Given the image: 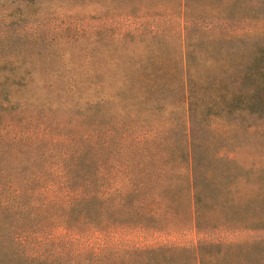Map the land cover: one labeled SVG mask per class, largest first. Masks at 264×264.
Returning a JSON list of instances; mask_svg holds the SVG:
<instances>
[{"label":"trees","instance_id":"16d2710c","mask_svg":"<svg viewBox=\"0 0 264 264\" xmlns=\"http://www.w3.org/2000/svg\"><path fill=\"white\" fill-rule=\"evenodd\" d=\"M185 1L180 57L184 75L182 68L167 64L115 65L110 70L101 69L111 80V86L102 80L108 90L101 97L95 92L94 77L75 78L55 86L62 91L57 97L49 94L47 101L30 102L34 103L35 113L26 116L29 128L38 129V124L43 127L44 106L52 109L51 100L60 102L63 95L81 108L77 114L83 127L46 125L47 137H38L23 131L27 128L21 125L20 133L24 134L13 142L3 141L0 264H264V240L210 236L211 229L228 232L246 225L249 229H264V216L249 224L234 220L236 184L241 178L232 167L234 161L212 154L204 141L194 138L187 65L195 39L192 29L196 30V26L190 24L185 13ZM176 71L181 72V78ZM174 77L178 100L185 106L179 125L173 122V110L168 116L162 100L165 90L174 89ZM257 98L264 105V97ZM242 103L238 100L233 108L246 109L248 106ZM27 104L23 100L22 108ZM142 107L151 119L146 114L129 115L132 109ZM53 131L60 137L52 135ZM227 194H231L227 206L230 222L220 216ZM210 199L218 201L214 221L205 218L206 201ZM112 224L153 230L190 226L195 229L196 242L188 246L164 244L99 252L84 242L95 226L111 229ZM58 229L74 237L60 246L47 243L39 250L24 245L23 236Z\"/></svg>","mask_w":264,"mask_h":264},{"label":"rangeland","instance_id":"374dc122","mask_svg":"<svg viewBox=\"0 0 264 264\" xmlns=\"http://www.w3.org/2000/svg\"><path fill=\"white\" fill-rule=\"evenodd\" d=\"M185 2L190 24L196 26L187 65L194 138L204 141L212 154L234 161L232 167L241 176L236 184L234 220L249 224L264 216V105L257 98L264 97L257 93L264 92V0ZM182 6L183 0H0V148L3 141L13 142L24 134L20 133L21 125L27 128L23 131L38 137H47L46 125L83 127L77 114L81 108L67 95L60 102L51 100L52 109L44 106L43 127L29 128L26 123V116L35 113L33 104H39V99L47 101L49 94L57 97L62 91L55 86L63 82L94 77L95 92L101 97L108 90L102 80L111 86L102 68L167 64L182 68L184 75L180 58ZM176 74L181 78V72ZM176 80L174 77V89L165 90L162 100L168 116L173 110V122L179 125L185 106L178 100ZM23 100L29 102L25 109ZM238 100L248 107L233 108ZM147 112L142 107L132 109L129 115L146 114L149 120ZM55 134L60 137L53 131ZM227 195L220 216L230 222L227 206L231 194ZM217 212L218 201H206L205 218L214 221ZM118 225L112 224L111 229L95 226L84 242L95 252L196 242L195 229L190 226L153 230ZM209 232L211 238L264 240V229H249L247 225L228 232ZM72 237L63 229L23 236L26 248L30 245L33 250L47 243L60 246Z\"/></svg>","mask_w":264,"mask_h":264}]
</instances>
